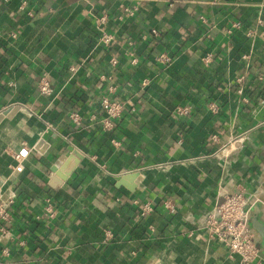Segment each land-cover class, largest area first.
I'll return each instance as SVG.
<instances>
[{
    "label": "crops",
    "instance_id": "obj_1",
    "mask_svg": "<svg viewBox=\"0 0 264 264\" xmlns=\"http://www.w3.org/2000/svg\"><path fill=\"white\" fill-rule=\"evenodd\" d=\"M111 85L124 109L107 132ZM0 113V185L15 199L0 264H241L205 226L240 190L260 249L249 264H264V0H0Z\"/></svg>",
    "mask_w": 264,
    "mask_h": 264
},
{
    "label": "built area",
    "instance_id": "obj_2",
    "mask_svg": "<svg viewBox=\"0 0 264 264\" xmlns=\"http://www.w3.org/2000/svg\"><path fill=\"white\" fill-rule=\"evenodd\" d=\"M109 20V14L106 12L97 15L95 20L96 27L100 32L99 39L107 48H111L115 42V34L110 32L107 28ZM153 33L156 34L157 30H153ZM130 44L133 43L131 42ZM204 59L206 62H211L212 55L208 54ZM157 60L163 63H169L171 61L170 57L164 53L158 55ZM111 62L116 65L119 61L116 57H113ZM131 62L136 65L138 63V58L133 56ZM71 70L75 71V68L72 67ZM103 77L104 76H102V78ZM115 89V85H111L109 87V93L103 95L101 99V105L106 112L105 117L102 119V126L107 132L113 131L115 126L114 121L122 114L124 109V103L112 94L115 92ZM39 90L45 95H51L53 93V87L48 76L44 75L40 79ZM210 108L213 112L219 111V107L215 103H212ZM189 111L188 106H179L177 108V112L181 114L188 113ZM71 117L77 124L81 123V116L77 110L72 111ZM15 157L19 159L21 155L17 154ZM6 187V184L0 185V215L3 219L9 220L11 217L9 207L13 204L15 199L12 196L9 198L3 197ZM251 200L252 195L248 196L246 191H233L226 194L223 201L209 210L205 216V226L209 233L217 238L218 242L229 250L230 255L238 256L241 264H249L256 260L260 251L250 223ZM44 201L45 215L48 217L56 216L57 208L52 198L47 196ZM171 209L174 210L172 207ZM152 213L153 207L146 204L142 214L149 216L152 215ZM111 236V232L106 231L105 240H108ZM11 250V248L6 247L3 249V254L10 255Z\"/></svg>",
    "mask_w": 264,
    "mask_h": 264
},
{
    "label": "water",
    "instance_id": "obj_3",
    "mask_svg": "<svg viewBox=\"0 0 264 264\" xmlns=\"http://www.w3.org/2000/svg\"><path fill=\"white\" fill-rule=\"evenodd\" d=\"M6 114L10 115L9 113H6ZM4 115H5V113H0V121L2 120ZM43 142L44 141L41 140L37 146V148L40 149L41 151H44V148L41 147ZM75 166H76V163L74 161H72V159L70 157L61 166H55L54 167V175L50 181V185L52 187H56V186L62 184L63 181L65 180V178L72 172V170L74 169ZM252 223L254 226H256L260 229V226L258 225L257 218H253Z\"/></svg>",
    "mask_w": 264,
    "mask_h": 264
}]
</instances>
